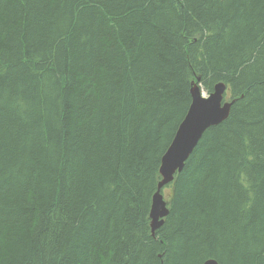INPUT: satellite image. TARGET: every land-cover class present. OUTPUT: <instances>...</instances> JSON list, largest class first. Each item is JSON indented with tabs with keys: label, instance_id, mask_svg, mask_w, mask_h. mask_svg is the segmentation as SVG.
I'll return each instance as SVG.
<instances>
[{
	"label": "trees",
	"instance_id": "16d2710c",
	"mask_svg": "<svg viewBox=\"0 0 264 264\" xmlns=\"http://www.w3.org/2000/svg\"><path fill=\"white\" fill-rule=\"evenodd\" d=\"M194 82L229 115L152 233ZM209 258L264 264V0H0V264Z\"/></svg>",
	"mask_w": 264,
	"mask_h": 264
},
{
	"label": "water",
	"instance_id": "95a60500",
	"mask_svg": "<svg viewBox=\"0 0 264 264\" xmlns=\"http://www.w3.org/2000/svg\"><path fill=\"white\" fill-rule=\"evenodd\" d=\"M226 90V85L218 83L213 90L204 96L199 84L190 87V104L179 122L172 142L161 157L160 174L163 179L158 182L157 189L152 195L149 212L150 228L154 233L160 228L169 213L167 202L161 191L162 186L171 182L173 174L182 171L186 161L193 153L204 132L211 126L217 125L227 118L232 101H223L221 97ZM201 264H218L215 259H207Z\"/></svg>",
	"mask_w": 264,
	"mask_h": 264
},
{
	"label": "bare ground",
	"instance_id": "6f19581e",
	"mask_svg": "<svg viewBox=\"0 0 264 264\" xmlns=\"http://www.w3.org/2000/svg\"><path fill=\"white\" fill-rule=\"evenodd\" d=\"M204 40H205V39H204ZM198 79H199V77L197 78V80H198ZM218 83L223 84V82H218ZM218 83H217V84H218ZM201 87H202V86H201ZM220 105H221V107L223 106V94H222V97H221ZM230 107H231V106H230ZM229 111H230V109H229ZM228 115H229V114H228ZM227 117H228V116H227ZM224 120H225V119H224ZM222 121H223V120H221L220 122H222ZM220 122H219V123H220ZM219 123H218V124H219ZM172 139H173V138H172ZM171 142H172V140H171ZM171 142H170V144H171ZM170 144H169V146H170ZM169 146H168V147H169ZM167 149H168V148H167ZM162 156H163V155H162ZM160 166H161V164H160ZM174 174H175V173H174ZM174 174H173L172 181H173V179H174ZM161 176H162V175H161ZM162 179H163V177H162ZM162 179H161V180H162ZM161 180H160V181H161ZM168 183H170V182H167L166 184H168ZM166 184H164V185L162 186V189H163V187H164ZM239 186H240V185H239ZM240 187H241V186H240ZM162 189H161V191H162ZM149 212H150V211H149ZM152 233H153V232H152ZM209 256H210V255H209ZM212 259H213V258H212ZM215 261L218 263V261H217L216 259H215ZM218 264H219V263H218Z\"/></svg>",
	"mask_w": 264,
	"mask_h": 264
},
{
	"label": "rangeland",
	"instance_id": "374dc122",
	"mask_svg": "<svg viewBox=\"0 0 264 264\" xmlns=\"http://www.w3.org/2000/svg\"><path fill=\"white\" fill-rule=\"evenodd\" d=\"M225 100H226V98H225ZM162 192H164V197L165 198H167V196H168V193H169V191H168V189H162Z\"/></svg>",
	"mask_w": 264,
	"mask_h": 264
}]
</instances>
